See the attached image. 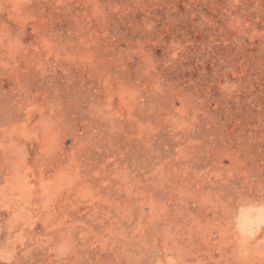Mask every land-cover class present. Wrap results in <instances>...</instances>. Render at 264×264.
Segmentation results:
<instances>
[{
    "label": "rangeland",
    "instance_id": "obj_1",
    "mask_svg": "<svg viewBox=\"0 0 264 264\" xmlns=\"http://www.w3.org/2000/svg\"><path fill=\"white\" fill-rule=\"evenodd\" d=\"M0 264H264V0H0Z\"/></svg>",
    "mask_w": 264,
    "mask_h": 264
}]
</instances>
